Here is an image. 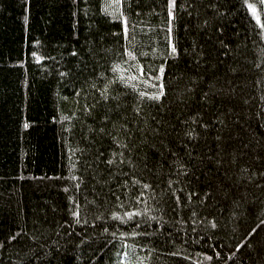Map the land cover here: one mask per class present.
<instances>
[{"label": "trees", "instance_id": "1", "mask_svg": "<svg viewBox=\"0 0 264 264\" xmlns=\"http://www.w3.org/2000/svg\"><path fill=\"white\" fill-rule=\"evenodd\" d=\"M261 18L0 0V264H264Z\"/></svg>", "mask_w": 264, "mask_h": 264}, {"label": "rangeland", "instance_id": "2", "mask_svg": "<svg viewBox=\"0 0 264 264\" xmlns=\"http://www.w3.org/2000/svg\"><path fill=\"white\" fill-rule=\"evenodd\" d=\"M245 5L251 17L254 18L258 25H260L262 21L261 16L264 13V8L261 9V7L258 6L257 2L253 0H245ZM252 8L256 9L255 14L252 12Z\"/></svg>", "mask_w": 264, "mask_h": 264}, {"label": "snow or ice", "instance_id": "3", "mask_svg": "<svg viewBox=\"0 0 264 264\" xmlns=\"http://www.w3.org/2000/svg\"><path fill=\"white\" fill-rule=\"evenodd\" d=\"M170 3V8L175 6V0H169ZM256 9L252 8V12L255 14ZM171 15V12L169 13ZM175 51V49L173 48V52ZM160 95H163V93L161 92ZM159 96H154L153 99H158ZM25 127H27V124L25 125Z\"/></svg>", "mask_w": 264, "mask_h": 264}, {"label": "bare ground", "instance_id": "4", "mask_svg": "<svg viewBox=\"0 0 264 264\" xmlns=\"http://www.w3.org/2000/svg\"><path fill=\"white\" fill-rule=\"evenodd\" d=\"M264 8V7H263Z\"/></svg>", "mask_w": 264, "mask_h": 264}]
</instances>
